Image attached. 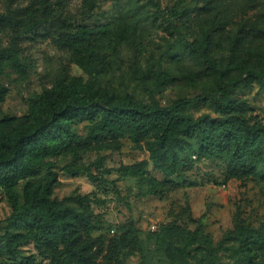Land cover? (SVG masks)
I'll use <instances>...</instances> for the list:
<instances>
[{"label":"trees","instance_id":"16d2710c","mask_svg":"<svg viewBox=\"0 0 264 264\" xmlns=\"http://www.w3.org/2000/svg\"><path fill=\"white\" fill-rule=\"evenodd\" d=\"M146 1L159 9L155 1ZM200 2L195 14L201 19L197 37L184 39L178 25L170 23V27L178 35L175 48L192 54L199 66L198 71H187L181 78L194 85L203 81L210 87L203 95L178 98L167 105L155 99L140 101L132 93L118 92L100 81L111 69L110 54L131 38L125 30V19L129 18L126 25L132 29L140 23L138 10H128L120 17L121 24L75 27L64 21L58 23L54 42L70 52L73 63L87 78L74 75L58 79L29 100L24 115L0 117V189L11 204L8 221L13 227L3 239L8 252L19 255L22 264H37L19 249L28 243L53 264H124L120 257L123 250L132 254L137 249L138 238L132 227L123 226L118 235L109 238L94 236L93 211L83 205L80 197H53L57 174L51 159L59 155L118 150L123 139L142 143L149 160L122 164L118 171L125 177L147 179V193L160 197L176 184L172 176L190 170L204 158L222 162L226 180L259 175V166L264 162V123L252 120L247 114V101L234 93L253 84L264 86V48L245 45L247 33L225 27L231 17L226 0ZM259 4L257 18L249 30L253 37L264 39V0ZM217 6L220 9L208 13ZM171 13L180 15L181 11L173 8ZM186 14L183 11L181 16ZM54 16L50 0H37L33 10L18 8L0 15V28L10 27L20 35L32 34L48 27ZM223 31L229 50L224 63L212 50L215 32L222 37ZM3 65L23 71L17 47H0V68ZM130 72L138 83L152 81L162 88L178 79L160 63L143 68L134 62ZM5 95L6 90L0 88V102ZM197 103L211 105L214 114L194 116L187 107ZM80 124L85 133L78 131ZM149 163L162 175L161 179L150 175ZM83 170L95 178L88 167L66 168L65 172L77 175ZM20 182H24L22 194L18 191ZM179 231L175 224L161 229L163 236L172 238L178 237ZM231 240L237 244L238 256L253 261L264 255V222L252 227L237 221L233 231L215 246L197 231L187 232L181 236L180 258L190 244L199 242L209 252V258L198 259L195 264H218V249Z\"/></svg>","mask_w":264,"mask_h":264},{"label":"rangeland","instance_id":"374dc122","mask_svg":"<svg viewBox=\"0 0 264 264\" xmlns=\"http://www.w3.org/2000/svg\"><path fill=\"white\" fill-rule=\"evenodd\" d=\"M50 0L55 10L54 20L46 28L35 33L20 35L10 27L0 28V47L15 46L23 71L3 65L0 68V88L6 90L0 102V117L4 115L22 116L27 112L29 100L58 79L70 76L87 75L71 59L70 52L60 48L53 40L58 23L64 21L72 26L94 27L101 24H121L120 17L128 10L141 13V21L132 29L126 23L125 30L130 39L121 42L116 52L110 54L112 63L109 73L100 78L118 92L132 93L138 100L150 102L157 100L167 105L178 98H193L203 95L209 85L181 78L187 71H198L192 54L175 48L178 35L171 30L170 23L178 25L182 37L192 40L198 36L201 19L196 17L200 0ZM231 9L227 26L232 31L247 33L245 45L264 48V39H257L249 30L257 18L259 0H226ZM37 0H0V15L8 14L18 8L35 9ZM186 11V16L173 15L172 9ZM220 6L208 12L213 14ZM212 50L215 57L226 62L229 54L225 32L222 37L215 32ZM220 37V38H219ZM219 38V39H218ZM138 62L143 68L161 64L178 79L175 83L160 87L152 81L138 83L132 78L130 68ZM235 97L244 98L248 104L247 114L252 120L264 123V86L257 84L249 88L235 90ZM194 116L203 112L214 114L207 103L188 106ZM82 124L80 133H85ZM149 160L144 145L122 140L118 150L98 149L77 155H59L51 160L57 174L53 197L79 198L83 205L93 211L96 229L92 235L106 238L118 235L123 226L132 227L138 238L137 249L129 254L123 250L120 257L124 264H195L198 259L209 258V252L202 244L189 245L182 259L179 244L181 236L197 231L211 240L215 246L223 236L233 231L237 221L252 227L264 222V162L259 166V175L241 180L225 178L222 162L204 158L195 162L190 170L172 176L174 187L164 196L147 193L148 181L145 178L125 177L118 171L122 164ZM74 167H88L94 179L84 170L77 175L65 172ZM149 173L158 179L162 175L148 166ZM24 182L18 185L22 194ZM12 207L7 196L0 189V264H22L19 255L8 252L3 235L13 229L8 221ZM170 224L179 226L178 237L163 236L161 229ZM236 242H225L218 249L215 261L218 264H264V255L245 261L236 252ZM22 255L33 257L37 264H53L43 256L34 244L28 243L19 248Z\"/></svg>","mask_w":264,"mask_h":264}]
</instances>
